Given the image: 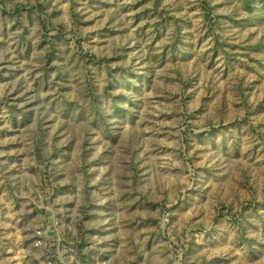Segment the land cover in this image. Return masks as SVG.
I'll return each mask as SVG.
<instances>
[{
  "label": "rangeland",
  "instance_id": "374dc122",
  "mask_svg": "<svg viewBox=\"0 0 264 264\" xmlns=\"http://www.w3.org/2000/svg\"><path fill=\"white\" fill-rule=\"evenodd\" d=\"M0 264H264V0H0Z\"/></svg>",
  "mask_w": 264,
  "mask_h": 264
}]
</instances>
